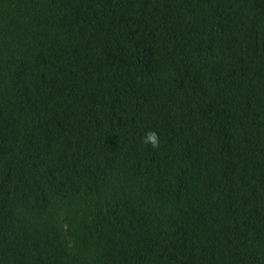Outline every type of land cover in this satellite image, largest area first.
Here are the masks:
<instances>
[{
	"label": "trees",
	"instance_id": "16d2710c",
	"mask_svg": "<svg viewBox=\"0 0 264 264\" xmlns=\"http://www.w3.org/2000/svg\"><path fill=\"white\" fill-rule=\"evenodd\" d=\"M0 264H264V0H0Z\"/></svg>",
	"mask_w": 264,
	"mask_h": 264
},
{
	"label": "clouds",
	"instance_id": "9594fccd",
	"mask_svg": "<svg viewBox=\"0 0 264 264\" xmlns=\"http://www.w3.org/2000/svg\"><path fill=\"white\" fill-rule=\"evenodd\" d=\"M142 143L151 145L153 149H156L160 145V137L156 131H148L144 134Z\"/></svg>",
	"mask_w": 264,
	"mask_h": 264
}]
</instances>
